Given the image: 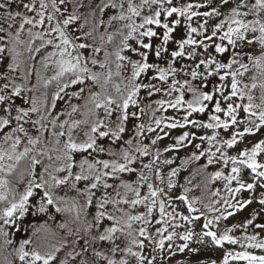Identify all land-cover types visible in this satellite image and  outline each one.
Returning a JSON list of instances; mask_svg holds the SVG:
<instances>
[{
    "label": "snow or ice",
    "instance_id": "1",
    "mask_svg": "<svg viewBox=\"0 0 264 264\" xmlns=\"http://www.w3.org/2000/svg\"><path fill=\"white\" fill-rule=\"evenodd\" d=\"M14 3H17V0H0V33H6L8 43L13 45L7 48V51L15 52V45L21 43V32L26 25L29 26V51L33 50L32 42L36 40L40 41L39 46L35 47L36 53H40L41 49H52L42 60L45 68H48L50 63L56 68L55 75L51 77V80L57 81V91L52 95L53 107L66 89L73 85L84 86L80 87L79 93L73 92L72 95L83 96L87 88V101L92 105L88 114L95 119L92 120L89 131L84 133L86 139L82 142L73 140L72 132L79 124L88 121L76 120L71 124L65 121L59 124L57 130V120L52 119L51 136L55 138L54 146L51 149L44 147L42 137L47 131L44 123L47 116L37 107L35 97L27 108L14 107L8 103L22 96L24 86L16 83L11 75L3 76V73H0L4 78V83L0 86V235L6 238L5 244H12V241L7 239L9 233L5 231L4 226L15 227L30 211L37 197L40 213H45L50 208H54L56 212L76 210L75 200L68 207L67 199L53 194V189L60 186L66 185L70 190H75L77 196L85 200V206L93 203L96 197L94 190L100 188H115L116 197H119L117 199L105 193L96 200L97 213L93 224L84 229L85 233L93 226L102 227V220L106 219L112 223L93 235L91 243L84 239L80 251H75V245L79 241L73 240V250L68 251L64 259H60L58 254L61 253L62 247L68 245L67 240H64L62 246H57L39 243L30 236L22 239L19 247L14 250L20 264H76L77 257H82L79 264H97L98 260H104L106 264H128L127 259H113L96 248H92L90 257L87 256L89 247L97 241L109 242L112 246L108 251L112 256L123 252L134 257L137 264H155V256L151 253L145 255L142 251L148 247L146 241L152 245V253L157 249H164L165 241L169 242L167 247L171 249V242L177 237L184 241L178 248L180 252L188 249L196 253L200 250L190 248L188 242L192 241L193 237H196L195 242L201 245L210 240L211 245L217 248L223 247L225 243H240L230 233L236 227L246 228L253 225L255 217L223 232L219 230L218 222L234 215L227 209H242L245 204L253 202L248 199L243 203L237 201L233 204L231 201L235 199L236 193L253 190L257 186L264 188V170H258L264 169V163L257 160L260 154H264V139H260L251 148L245 147L235 156L227 155L225 150L234 148L238 144V138L242 141L246 136H255L264 129V0H254L251 3L249 0H219L217 7H211V0H205L204 3L141 0L139 5L134 4L133 0H87V3L85 0H18L23 13L11 10ZM145 5L149 7L150 12L141 15L140 9ZM228 5L232 6L226 14L220 11ZM204 7H209L210 11L193 10ZM81 9L88 11L83 12ZM113 9L118 11L110 17L109 23H128L123 25V29H116L115 34H109L106 41L103 35L100 36L102 43H112L116 34L121 37L114 51L103 50L104 59L100 60L95 54L100 53L102 48L82 41L84 37L92 36L98 25L104 23L102 19L97 20L96 13L105 14L106 10ZM249 16L254 19H248ZM133 17H140L141 22L136 23ZM194 17H203V23L193 27L191 21ZM209 18H219L218 22L212 24L210 31ZM17 19L20 22L13 35L10 30ZM89 23L92 25L91 30L84 31ZM4 24L7 28L3 27ZM152 25L156 28L151 27ZM33 29L42 30L33 32ZM249 33L252 34L251 37ZM155 39H158L159 43H153ZM4 40L5 36H0V42ZM243 44H258L260 54H242L236 51ZM89 49L91 54L86 55ZM5 51L6 47L0 46V53ZM18 55L19 53H16L12 57L13 63L7 65L9 73L18 71ZM225 55L229 58L224 59ZM242 55L255 69V74L249 77L251 83H243L241 79L250 71L249 64L240 58ZM185 58L190 60L191 64L182 67L179 61ZM89 63L105 71H93L88 67ZM125 70L130 74L124 75ZM114 77L119 78V83H113ZM211 77H217L218 81L212 84L209 90ZM48 83L49 81H45V87ZM109 85L113 92L109 91ZM93 86L100 90L93 91ZM257 87L260 89L259 103L255 102L257 97L253 95V90ZM156 96L160 98L153 99ZM100 109L103 110V117L97 115V110ZM169 109L173 110L175 115L163 114ZM77 110V106H71L73 113ZM43 111L47 112V108ZM35 113H40L39 119L31 118ZM201 115L207 119L198 118ZM142 116L146 117V120L137 123ZM29 124L35 129V135L26 127ZM65 128L67 139L62 140L66 135ZM176 129L197 131H182L163 151L178 153L180 149L191 147V155L181 159V165L200 161L202 158L206 160V163L193 171L191 179L186 178V183L191 184L192 180L205 172L209 166L221 163L227 166L229 162L232 165L227 175L223 170H215L204 178L205 187L217 180L227 182L223 188L229 195L204 205L209 212L219 213L211 219L195 207L200 202L198 197L188 198L186 193L190 189L184 188L183 193L175 197L171 195L177 187L173 178L178 175V168H172L167 173V191L160 186L165 182L160 165H172L173 160H161L162 153L159 149L153 154L150 148L156 146L158 141L171 136V130ZM199 130H210L211 135L199 134ZM222 132L228 133V137L221 138ZM129 133L132 138L126 139ZM152 133H155L154 138L146 135ZM104 140L110 143L105 146L101 142ZM143 140H149V143L145 144ZM197 140L200 142L196 143ZM77 153L86 154L78 165L75 155ZM103 153L109 158H96L94 155ZM45 156L48 160L46 164L42 159ZM144 157L149 158L147 163L142 159ZM41 165L42 170L38 171ZM76 167H79V172L75 171ZM247 170H250L252 180L249 183L242 180V175ZM58 173L64 175L59 176ZM125 173L130 174L132 179L124 180L121 174ZM109 179L118 181V184L108 183ZM81 181L86 182L83 189L78 187ZM233 181L238 184L235 188L231 186ZM21 185H24L22 190ZM145 188L146 192H142ZM120 189H123V195ZM128 193H132V198H126ZM211 196H220V190L212 191ZM173 199L187 206V215H181L175 208L171 212L167 211ZM109 203H123L133 208L143 205L144 212L136 215L125 212L126 219L118 218L101 211ZM259 203L264 205V198L260 199ZM217 204L221 206H214ZM224 205L227 208H224ZM156 207L159 208L161 218L155 220V223L162 226L155 229L154 235L148 229L154 218L153 209ZM197 212L199 215H193ZM201 217L203 223L197 232L192 225L200 221ZM177 218L189 225L183 233L175 231L181 225L171 223ZM133 221H139L144 226L139 228L138 235L128 231L127 236L130 239L121 247V244L116 243L119 237L115 234L124 231V228L120 227L122 224L131 229ZM66 226L64 223L59 225L60 228ZM168 226L173 230L169 232ZM254 226L264 230V224ZM214 228L216 230H213ZM38 231L39 229L35 230L33 236ZM76 231L78 233L80 229ZM166 232L167 235H164ZM69 235H73L71 230ZM156 236H159V239H156ZM243 240L246 243L242 247L264 250V239H258L257 235H246ZM31 245L35 246L29 250ZM134 248L141 251H134ZM230 259L242 260L246 264H264V255L249 251H228L224 254L221 264H229ZM212 264H215V261Z\"/></svg>",
    "mask_w": 264,
    "mask_h": 264
},
{
    "label": "rangeland",
    "instance_id": "2",
    "mask_svg": "<svg viewBox=\"0 0 264 264\" xmlns=\"http://www.w3.org/2000/svg\"><path fill=\"white\" fill-rule=\"evenodd\" d=\"M177 2L178 3H189V2H191V3H204L205 0H177ZM251 2H254V0H249V3H251ZM133 3L136 5H139L141 3V0H133ZM218 5H219V0H211V7H217ZM231 6L232 5L222 7L220 9V11L226 14L228 8H230ZM11 10L12 11L19 10L22 13L24 12V10L19 7L18 0H17V3H14L12 5ZM193 10H198L200 12H203V11H210V8L204 7V8L193 9ZM108 11L109 10H106L105 13H107ZM110 11H114V10H110ZM140 11H141V15H145V14H148L150 12V9L147 5H145L143 8L140 9ZM25 14L33 15L32 13H25ZM125 14L127 15L128 13L125 11ZM134 18L135 19H141L140 17H134ZM218 19L219 18H209V24H208L209 31L211 30L212 24L214 22H218ZM248 19H254V17L249 16ZM203 20H204L203 17H194L193 20L191 21L192 26L198 27L199 23H203ZM19 22H20L19 19H17L13 28L10 30V31H12L13 35L15 34V31L19 26ZM0 23H2V22H0ZM110 26H112V25H110ZM110 26L109 27L106 26L107 27L106 30H108L110 28ZM3 27L7 28V25L4 24ZM28 27L29 26L26 25L24 31L21 32V35H20L21 43L15 45V52L7 51V48L12 47L13 45L11 43H8V37H7L6 33H0V36H5V40L0 42V46L6 47V51L4 53H0V73H3V76L11 75L12 77H14L16 83L22 84L24 86V91H23L22 96L17 97L14 100H10L8 103L13 104L14 107L27 108V107L31 106L32 98L33 97L36 98L37 107L41 108L42 113L45 116H47V120L44 121V123L47 126V131H45L43 134V137H42L43 140H45L48 137H50V140H52V141L55 140L51 136L52 124L50 121L52 119L57 120V125H56L57 130H59V124L65 122V121H67L69 124H71L73 121H76V120L88 121V123L79 124L76 128H74V130L72 132L73 140H75L76 142H82L83 140L86 139L84 133L86 131H89L92 120L95 119V117L90 116L88 114V109L91 108L92 105L90 103H88V101H87V96H88L87 88L85 89L83 96H73L72 95L73 92L79 93L80 87H84V86L73 85L71 88L66 89L65 93H61V98H59L55 101V106L53 107L52 95H53V93H55L57 91V89H56V91H53L49 100L46 102L45 106L43 107L44 103L43 102L41 103V95H40L41 93H40V89H39L38 85H40L41 83L46 81L48 78L54 76L55 72H56V68L51 63L49 64L48 68H45L43 66L44 61L42 60V57L47 55V53L52 50L50 47L45 48V49H41L40 53H36L35 48H34L32 51V54L30 55V60L27 64V66L23 67L24 58H25V50L28 46V41L30 39V37L28 35V31H27ZM151 27L156 28L155 25H152ZM40 30H42V29H33V32L40 31ZM84 31H89V30L85 28ZM193 35H195V34H193ZM248 35H249V37H251L252 34L249 33ZM257 35H258V33H257ZM84 41H86L89 44H94L93 40L91 39V36L90 37H84L82 42H84ZM38 42L40 43L39 40H38ZM152 42L153 43H159V40L155 39ZM39 43L36 47L39 46ZM224 43L227 44V41H225ZM236 51H240L242 54L243 53H250L253 55H259L261 52V49H260V46L258 44H253L252 46H248L247 44H243V45H241V47L237 48ZM16 53H19V55L16 58V62L19 64V69L15 73H9L7 65L9 63H13L12 57L14 55H16ZM85 54L86 55L91 54V49H89ZM95 55L99 59H101V52L97 53ZM223 58L228 59L229 56L225 55ZM240 58L243 59L245 63H248L249 68H250V71L248 73H245V76L243 78H241L242 82L243 83H251L249 77L251 75L255 74V69L252 67L251 62H249L246 58H244L243 55ZM179 64L182 67H186V66L191 64V61L187 60V58H185L184 60L179 61ZM89 65H91V64L89 63ZM39 66H40V68H39ZM95 67H97V66H95ZM95 67H93V68H95ZM39 70H40V73H39ZM123 74L129 75L130 72L125 70ZM3 76H0V86H2V84L4 83ZM217 81H218L217 77L209 78V90L211 88V85L216 83ZM92 90L97 91L95 86L92 87ZM10 91H11V89L9 88V92ZM142 95H143V93H142ZM253 95L257 97L255 102L259 103V96H260L259 87H257L256 89L253 90ZM158 98H160V97L156 96L153 99H158ZM237 102H239V101H237ZM72 105L77 106V109H78L74 113L71 111ZM44 108H47V112L43 111ZM160 114L161 113H157V115H160ZM163 114H165L167 116L175 115V113L171 109L167 110V112L163 113ZM97 115L99 117H103L104 116L103 110L102 109L97 110ZM31 118L32 119H39L40 113L32 114ZM198 118L204 119V120L207 119V117L203 116V115L199 116ZM145 119H146V117L142 116L140 121H137V123L144 122ZM26 127L28 128L30 133L35 135V129L32 128L30 124L26 125ZM37 127H39V126H37ZM129 127H131V125H129ZM185 130L197 131L195 129L171 130V136L165 137L161 141H158L156 146L150 148V151L153 154L155 153V151L157 149H159V151L162 153V155L160 157L161 160H163L164 158H169V159L173 160L172 165H160L161 171L165 176V182L163 184H160V186L164 187L165 190L167 191V189H166L167 173L172 168H178L179 169L178 175L173 178L177 184V187L173 190L171 195L173 197H175V196L182 194L184 188L190 189V191H188L186 193L188 198L192 199L193 197H198L200 202L197 203L195 205V207L200 209V211L204 212L208 216V218L211 219L215 215H218L219 213L209 212L207 209L204 208V205L208 204L214 200L219 201L221 199V197L229 195L223 188V185L227 182L225 180H217V181L211 182L210 189H209V192L206 195V197H199L198 193H200V190L198 187H194V185H197L196 184L197 176L195 179L192 180L191 184L186 183V178H188V179L192 178V174L196 168L197 162H199V164H204V163H206V160L204 158H202L200 161H194L190 164L181 165L180 160L186 159L187 156L191 155V153L193 151V149L191 147H189L187 149H180V151L178 153L175 151L170 152V153H166L163 151L165 146H167L173 142V138L175 136L179 135L182 131H185ZM64 131H65L66 135H65V137L62 138V140L67 139V128H65ZM199 134L211 135V131L210 130H208V131L199 130ZM146 135H148L150 138H154L155 133L146 134ZM227 137H228V133H224V132L221 133V138H227ZM125 138L126 139L132 138V134L129 133ZM260 139H264V129H262L255 136H246L242 141H240L238 138V144L234 148L226 149L225 151H226L227 155L235 156L238 154V152L240 150L244 149L245 147L251 148V146L253 144L257 143ZM101 142L105 146H107L110 143V141H108V140H104ZM143 142L145 144H148L149 140H143ZM195 142L199 143L200 141L197 140ZM75 155H76L77 165L79 164V161L81 159H84L86 156V154H81V153H77ZM94 155H96V158H109L106 153L94 154ZM89 159H91V157H89ZM142 159L144 160L145 163H147L149 158L144 157ZM257 160L259 163H264V154H260L257 157ZM41 167L42 166H40L38 168V171L41 169ZM231 167H232V165L230 162L227 166H225L223 163H221L219 165L209 166L208 171L212 172L215 170H223L225 175H227V174H229ZM79 170H80L79 167L75 168L76 172H79ZM258 170H264V169H258ZM57 175L62 176V175H64V173H58ZM121 177L126 181H129L132 179L130 174H127V173L121 174ZM242 180L246 183L252 182V180L250 178V170H247L243 173ZM108 183L118 184V181H113L112 179H109ZM157 183H159V182L157 181ZM258 183H259V181H257V184ZM85 184H86V182L81 181L78 184V187L83 189L85 187ZM23 186L20 187L21 190H22ZM231 186L233 188L237 187L238 186L237 181H233ZM216 190H220V196L212 197L211 192L216 191ZM94 191L96 192V197L93 200V203L91 205H88V206H85V203H86L85 200L83 198L77 196V193L75 190H70V188L66 185L53 189V194L55 196L64 197L65 199L68 200L69 203H71L73 200H75L76 204L82 206L83 209L85 210L82 213V215H84V213H85L87 215H94V216L97 213L96 200L100 199L102 196H104L105 193H109L112 197L119 199V197H116V189L115 188H110V189L100 188V189H97ZM120 192H121V195H123V189H120ZM142 192H146V188L142 189ZM262 194H264V188H260L259 186H257L253 190H249V191L242 190L240 193H236L235 199H233L231 201L233 204H236L237 201H239L240 203H243L245 200H248V199H252L253 202L250 204H245L242 209L241 208L227 209V211L233 212L234 215L231 217H228V219H221L218 222L219 230L221 232H223L225 229L233 228L234 225H241L247 219H252L253 217H255V219L253 221V225H248L246 228L236 227L233 229L232 233H230L231 235H233L235 238H237L240 241V243H237L236 245H231V244L225 243L223 245V247L217 248V247H213L211 245L210 240L208 242H206V244L201 245L199 243H196L195 242L196 237H193V240L188 242L190 248H198L200 250L196 253H192L188 249H185L184 252H180L178 250V248L181 244L184 243V241H181L177 237V238H174L173 241L171 242L173 245V247L171 249H169L167 247L169 242L165 241L164 249H162V250L157 249L154 253H152V245L146 241L145 243L148 244V247L142 251L145 255H148L149 253L154 255L155 256V264H212L213 261H215V264H221V262L224 258V254L228 251H231V252L249 251V252L256 254V255H264V250L242 247V245L246 243L243 240V237L246 235H257L258 239H264V230L255 228V226H254L255 224H264V205H261L259 203V200L264 198V195H262ZM126 198H132V193H128ZM170 204H171V206L167 207V211L171 212L173 210V208H175L176 212L180 213L181 215H187L188 214L187 213V206L184 205L181 201L173 199L170 202ZM38 206H39V202H38V197H37L36 200L31 205L30 211L25 214V216L23 217V219L21 221L17 222L15 227L4 226L5 231H7L9 233L7 239L12 241V244H7L8 250L11 254V258L13 259V262L11 261V263L20 264V261H19L18 257L16 256L14 250L19 247V243L22 239H25V238L32 236L34 240H37L39 243H43V241H42L43 239L41 237L42 234L39 231L36 232L35 236H33L34 231L40 226H41V228H38V229L42 232V228H43L47 236L50 234L51 230H55L56 232H58L60 234L58 237L55 238V241L49 242L50 244L62 246L64 240H67L69 242L66 247H62L61 253L58 254L60 259H64L65 254L68 251L73 250V245L71 243L73 240L79 241V243L75 245V251H77V252L80 251V245L83 243L84 239H88L91 243L92 236L95 235L92 231L93 228H91L88 233H85L84 229L87 227H82V228L76 227L75 228L74 226H72L75 222V219H73L74 216H71L69 219H67V211L56 212L54 208H50L47 212L40 213L38 211ZM214 206L219 207L221 205L217 204ZM61 207H64V205H61ZM223 207L227 208L226 205H224ZM117 209H120L121 211H117ZM77 210L78 209H76V211ZM101 211H106L108 213H111V214L117 216L118 218L123 217L124 219H126V217H124L125 212L130 213L132 215L141 214L144 212V206L138 205L135 208H133V207H130L129 205L123 204V203L116 204V205L109 203L108 205L105 206V209H101ZM193 215H199V212L193 213ZM153 217L154 218L152 219L151 225H150L148 230L155 235V229L157 227L162 226V225H158L155 223V220H158L161 218L160 215L156 214L155 208L153 209ZM80 218H82V216H80ZM61 223H64L67 226L65 228H60L59 225ZM111 223H112L111 221H108L106 219L102 220L101 221L102 227L96 228V229H98L97 234L100 231H102L103 227H108ZM171 223H178L179 225H181L180 227H177L175 229V231L177 233H183L189 227V225L185 221L179 220L178 218L176 221H173ZM202 223H203V217H201L200 221H198L194 225H192V227H194V229L197 232H199L200 225ZM143 226L144 225H142L141 222H139V221L131 222V229H128L123 224L120 225V227L124 228V231L123 232H117L115 234L117 237H119V239L116 241V243L121 244V247H123L124 243L128 239H130V237L127 236V232L132 231L133 235H138L139 228L143 227ZM17 229H19V230H17ZM77 229H80V231L78 233L76 231ZM69 230L72 231L73 235H69ZM172 230H173L172 227L168 226V231L170 232ZM213 230H216V229L214 228ZM164 235H167V232L164 233ZM155 238L159 239V236H156ZM34 246L35 245L29 246V250ZM111 246L112 245L109 242L97 241L96 243L91 244V247H89V252L86 255L90 257L91 252H92V248H96L98 251H102L105 255H108L113 259L119 260L120 258H124V259H127L128 264H137V261L134 257L127 255L123 252H117L115 254V256H112L111 253H109V251H108L109 247H111ZM133 250L134 251H141L138 248H134ZM81 258L82 257H77L76 264H79V260ZM97 264H106V261L98 260ZM229 264H246V262L242 261V260H231L230 259Z\"/></svg>",
    "mask_w": 264,
    "mask_h": 264
},
{
    "label": "trees",
    "instance_id": "3",
    "mask_svg": "<svg viewBox=\"0 0 264 264\" xmlns=\"http://www.w3.org/2000/svg\"><path fill=\"white\" fill-rule=\"evenodd\" d=\"M85 3H87V0H85ZM113 10L114 11H108L105 14H100L98 12L96 13L97 20H101L102 19L104 21V23L102 25H98L96 31L93 32V35L91 36V39L93 40L94 45L95 46H100L102 48L101 59L100 60L104 59L103 50H107L109 52L114 51L115 47H116V44H118L119 40L121 39L120 35L116 34V35H114V40H113L112 43H102L101 40H100V36L103 35L104 38H105V41H106L107 40V36L109 34H115L116 33V29H118V28L123 29V25L128 23V21H112L111 23H109L110 17L112 15L116 14L117 11H118L116 9H113ZM81 11L87 12L88 10L87 9H81ZM145 15H147V14H145ZM133 20L136 23H140L141 22V19H135L134 17H133ZM110 25H112V26H110ZM106 26L107 27L110 26V28L108 30H106V28H107ZM91 28H92V25H91V23H89L86 26V29L91 30ZM32 43H33V49H34L38 45L39 42H38V40H36V41H33ZM32 51L30 52L29 49H28V46H27V48L25 50V58H24L23 67L27 66V64H28V62L30 60V55L32 54ZM113 59H114V57H113ZM88 67L92 68L93 71H97V72L105 71V70L100 69L98 66L93 68L92 65H88ZM39 68H40V66H39ZM112 68H113V71H115L114 64L112 65ZM40 70H39V73H40ZM46 81H49V83L47 84V87H45V81L43 83H41L40 85H38V87L40 89V93H41L40 94L41 95V103L42 102L44 103L43 107L45 106L46 102L49 100V98L52 95L53 91H56V89H57V81L51 80V77L48 78ZM113 83H119V78L114 77L113 78ZM95 88H96L97 91L100 90L98 87H95ZM109 91L110 92L114 91L111 88L110 85H109ZM49 141H52V140H50V137L46 138L44 140V144L42 146L48 147L49 149H51L54 146V141H52L53 143H51V144L49 143ZM53 155H54V153H53ZM42 159H43V162L45 164L48 163V160H47L46 156L43 157ZM201 165L202 164H199V162H197L195 169L200 168ZM41 166L43 167V165H41ZM42 167H41L40 170H42ZM208 173H210V172L207 169L205 172L201 173L200 175H197L196 184L200 185V187H198L199 190H200V193H198L199 197H206V195L209 192L211 183H209L207 185V187L204 186V178H205V176ZM21 186H23V185H21ZM71 203L68 204V207L71 206ZM77 209H78L77 211L76 210L67 211V219H69L71 216H74L73 219H75V222H74V224L72 226H74L75 228L76 227H81L82 228V227H88V225L93 224L94 215H87L85 213H84V215H82V213L85 210L80 205H77ZM77 212L79 213V218H77ZM80 216H82V218H80ZM38 228H41V226L38 227ZM92 228H93L92 229L93 233L96 235L97 232H98V229H96L97 227L93 226ZM39 232L42 234L41 235V237L43 239L42 241L45 244H50L49 242L55 241V238L60 235L55 230H51L50 234L47 236L43 228H42V232L40 230H39ZM5 239L6 238L4 236L0 235V264H7L9 261L13 262V259L11 258V254H10V252L8 250V246H7V244H5ZM11 264H17V263H11Z\"/></svg>",
    "mask_w": 264,
    "mask_h": 264
},
{
    "label": "water",
    "instance_id": "4",
    "mask_svg": "<svg viewBox=\"0 0 264 264\" xmlns=\"http://www.w3.org/2000/svg\"><path fill=\"white\" fill-rule=\"evenodd\" d=\"M155 211H156V214L157 215H160V211H159V208L158 207L155 208Z\"/></svg>",
    "mask_w": 264,
    "mask_h": 264
}]
</instances>
